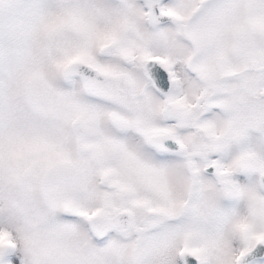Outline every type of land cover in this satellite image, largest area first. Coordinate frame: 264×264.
I'll return each mask as SVG.
<instances>
[{
  "label": "rangeland",
  "instance_id": "374dc122",
  "mask_svg": "<svg viewBox=\"0 0 264 264\" xmlns=\"http://www.w3.org/2000/svg\"><path fill=\"white\" fill-rule=\"evenodd\" d=\"M111 1L0 0V264H126L124 256L131 254L132 228L114 229L105 242L90 236L89 211L101 207L110 211L126 197L116 192L101 200L100 193L91 192L99 189L93 184L95 168L75 152L76 137L67 122L73 114L87 113L90 106L75 77L67 76L69 63L86 49L93 53L96 40L115 35L113 25L132 17L122 3ZM185 1L188 12L191 0ZM205 4L201 24L211 45L209 60L214 56L217 70L231 66L235 71L245 65L246 22L256 20L264 30V0ZM259 52L262 46L252 43L251 58H258ZM96 108L102 114L111 110L106 105ZM105 139L113 146L107 163L121 169L124 184L136 187L140 178L164 184L179 178L176 169L167 173L162 158L150 159L137 148L128 130L124 135L106 132ZM125 139L130 141L127 148L122 147ZM242 142L264 161V136ZM220 192L223 189L210 191L208 207L199 206L196 197L178 223L195 227L190 241L203 252V264H229V258L233 264L239 251L264 236V194L255 184L241 185L240 199L230 201V223L228 203ZM148 197L162 210L174 208L178 200L169 189L151 190ZM65 203H72L78 213H63ZM184 234L172 235L173 241L164 232L149 237L157 247L146 246L139 263L175 257V242ZM251 264H264V259Z\"/></svg>",
  "mask_w": 264,
  "mask_h": 264
},
{
  "label": "flooded vegetation",
  "instance_id": "af4514ba",
  "mask_svg": "<svg viewBox=\"0 0 264 264\" xmlns=\"http://www.w3.org/2000/svg\"><path fill=\"white\" fill-rule=\"evenodd\" d=\"M113 1L122 3L132 17L113 25L115 35L96 40L94 54L86 49L69 63L68 66L83 62L85 74L70 69L67 76L75 77L74 82L85 92L90 106L87 113L70 115L67 122L76 137L75 152L95 168L97 178L93 184L99 189L94 187L91 192L100 193L101 200H108L116 192L126 197L110 211L91 209L88 219L96 213L113 216L127 210L132 225L113 226L102 237L88 228L90 236L104 241L114 229L132 228L128 247L131 254L127 251L124 258L126 264H140L139 259L145 256L143 250L157 247L149 237L158 238L164 232L173 241L172 235L187 233L175 242V257H159L155 264H195L194 260L203 264V252L190 241L195 227L178 224L191 201L200 197L199 206L208 207L210 191L223 189L220 196L228 203L230 223V201L240 197L241 185L255 184L264 194L259 186L264 161L242 142L264 136V30L258 21L248 20L245 65L235 71L231 66L217 70L214 56L209 60L211 45L201 24L207 0H191L188 12L185 0ZM89 36L95 37L93 32ZM255 42L262 46V52L252 59L253 51H248ZM96 104L111 110L102 114ZM127 130L133 134L137 148L145 150L150 159L162 158L167 173L176 169L179 178L166 179L164 184H149L144 178L135 180L136 187L124 184L121 169L107 163L113 146L105 133L124 135ZM129 142L125 139L122 147L127 148ZM140 151L138 160L142 161ZM158 189L173 190L178 199L174 208L162 210L152 202L148 195ZM141 194L144 198L138 197ZM158 196L163 203L166 201L163 195ZM68 206L74 207L65 203L63 213ZM260 237L264 239L257 238ZM252 245L239 251L233 264ZM262 259L264 255L253 256L244 264Z\"/></svg>",
  "mask_w": 264,
  "mask_h": 264
},
{
  "label": "water",
  "instance_id": "95a60500",
  "mask_svg": "<svg viewBox=\"0 0 264 264\" xmlns=\"http://www.w3.org/2000/svg\"><path fill=\"white\" fill-rule=\"evenodd\" d=\"M83 62L81 61H75L72 65H70L66 72L69 73L71 70H77L82 74H85V70L83 69ZM71 69V70H70ZM260 181V188L264 190V174H260L259 177ZM64 213L71 214L76 213V210L72 207H66L64 209ZM131 225L132 219L130 217V212L127 210H124L122 212H119L113 216H106L105 214L96 213L92 215L89 218V226L92 229V231L98 235L102 236L105 234L109 229H111L115 225ZM264 254V239H258L255 244L248 250H246L244 253L239 255L236 264H244L250 257L255 255H263ZM195 259V257H194ZM195 264V260L193 261Z\"/></svg>",
  "mask_w": 264,
  "mask_h": 264
}]
</instances>
